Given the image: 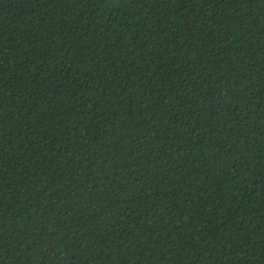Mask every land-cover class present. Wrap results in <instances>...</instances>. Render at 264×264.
Segmentation results:
<instances>
[{
  "label": "trees",
  "instance_id": "1",
  "mask_svg": "<svg viewBox=\"0 0 264 264\" xmlns=\"http://www.w3.org/2000/svg\"><path fill=\"white\" fill-rule=\"evenodd\" d=\"M0 264H264V0H0Z\"/></svg>",
  "mask_w": 264,
  "mask_h": 264
}]
</instances>
